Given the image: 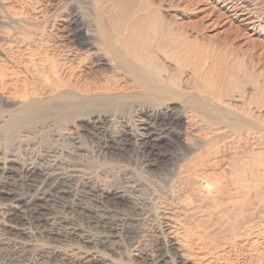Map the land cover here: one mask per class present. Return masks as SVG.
Listing matches in <instances>:
<instances>
[{
	"label": "bare ground",
	"instance_id": "obj_1",
	"mask_svg": "<svg viewBox=\"0 0 264 264\" xmlns=\"http://www.w3.org/2000/svg\"><path fill=\"white\" fill-rule=\"evenodd\" d=\"M98 1L0 0V107H7L0 109V174L60 190L81 181L108 203L101 243L122 252L124 239L126 260L73 247L85 262L264 264V88L245 95L233 75L207 74L211 52L198 31L166 12L175 0H114L109 13ZM222 1L258 28L257 3ZM127 109L137 114L134 126L112 135L122 164L116 173L101 167L102 180L55 153L36 167L5 151L43 129L72 132L78 122L105 132ZM131 140L139 170L124 153ZM21 205L0 203V230L29 234ZM56 247L43 253H60Z\"/></svg>",
	"mask_w": 264,
	"mask_h": 264
},
{
	"label": "rangeland",
	"instance_id": "obj_2",
	"mask_svg": "<svg viewBox=\"0 0 264 264\" xmlns=\"http://www.w3.org/2000/svg\"><path fill=\"white\" fill-rule=\"evenodd\" d=\"M230 1L238 4H247L248 8L252 9L255 8V3H257L258 10L254 12V18L257 19L258 28L250 29V26L239 21L230 10L228 1L175 0L174 3H177L179 6L171 4V6L166 7V12L170 14V18H177V23L185 31L189 33L198 31L199 38H202L201 43L204 44L202 46L205 50L211 52L207 55L210 58H207L208 64L205 67L203 66V69L205 68L206 70L211 68V70L209 69L210 73H207L205 70L207 74H212L215 78L220 73V77H229L228 79L233 75L234 81L231 78L232 83L235 82L234 84L243 90L245 95H250L254 93L255 87L262 86L264 88V0ZM97 3L102 8L104 7L103 10L109 13L111 11L109 6L114 4V0H100ZM108 3L110 5H107ZM87 5L88 3L81 4L82 11L85 10L87 12ZM60 31L62 30L60 29ZM226 70L229 72L232 70L231 74ZM250 76L253 77L251 78ZM248 77H250V81ZM237 79L238 81H236ZM234 84L227 85L226 87L234 90L236 87ZM4 108L7 109L6 106L0 107V109ZM127 110L121 114V117L115 116L107 124L105 132L91 129V127H87L84 123L80 124L78 122L77 126L75 125L77 128L72 132L62 131L61 129L55 130V128L43 129L35 137L31 138V136H34L31 135V139L26 140V143L20 142L19 144L6 146L5 151H14L12 153L16 154V158H19L17 159L18 162L21 161L19 164H31L36 167H46L51 156L48 155L55 153L56 156H60V159L63 158L64 161L67 160L66 162L76 163L79 168H85V171L91 173V175L95 176L97 174L94 178L100 175L101 177L99 176V178L102 180L100 171L104 166H114V173H116L115 167L122 164L121 159L117 156L118 151L113 147L114 139L112 137L125 124L128 127L134 126L137 114L132 109ZM132 142L133 140L128 142L124 153L133 158V160L129 158L130 162L128 164L134 169L139 170V160L136 153L132 151ZM136 164L138 166L134 167ZM24 175L0 174V203L15 200L21 201V217L25 220V226H27L28 231L30 229L28 235L17 236L0 230L1 264H101L97 262H85L74 251H71L73 247L82 251L95 248L101 253L106 252L105 255L110 259L116 260L118 258L120 261L126 260L123 252H128L126 251L128 250V244L124 239L120 241L121 243L123 241L122 246L124 245V248L127 247L124 249L125 251L122 250L120 252L121 250L115 249V242H111L110 249L106 250L103 247L101 241H103L108 232L105 231L107 228L104 227L105 225L102 224L100 218L109 210L110 212H113V210L107 205L108 203L105 200L92 195L86 184H83L81 181H73V183L70 182L63 185L61 187L62 190H60L54 188L49 181L44 183L30 182ZM114 176L116 177L117 174ZM99 178L97 179L99 180ZM26 203L29 204L25 205ZM46 247H56L61 252L52 256L45 255L44 251L47 250ZM62 250L65 251L63 252ZM116 250L119 252V255H117ZM70 254L72 255L70 256ZM140 263V261L137 262V264Z\"/></svg>",
	"mask_w": 264,
	"mask_h": 264
}]
</instances>
